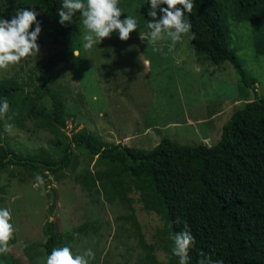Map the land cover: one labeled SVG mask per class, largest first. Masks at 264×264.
Listing matches in <instances>:
<instances>
[{
  "label": "trees",
  "instance_id": "trees-1",
  "mask_svg": "<svg viewBox=\"0 0 264 264\" xmlns=\"http://www.w3.org/2000/svg\"><path fill=\"white\" fill-rule=\"evenodd\" d=\"M140 3L137 13L143 18L145 33L147 0ZM59 6L60 0H0V16L5 18L17 8L39 10L45 25H41L37 42L49 47L48 54H40L31 65L33 57L24 58L21 71L29 72L25 74L27 80L17 73L0 78V97L9 101L7 115L19 126H26L28 118L33 130L47 133L45 141L49 147L40 144L28 150L25 144L17 147L20 142L0 136V173L10 169V179L19 175L21 180L32 181H36V173L48 177L38 187L45 189L49 198L46 211L52 214L58 195L49 186L50 176L59 181L65 169L74 172L73 182L79 183L80 191L75 189L86 202L97 205V211L103 213L105 205L115 206L118 212L111 247L116 249L114 240L127 231L125 240L118 242L130 251L126 252L128 255L119 253L123 260L117 264H177V258L171 255L169 233L180 230L183 221H187L195 236V246L189 252L190 264H196L201 252L213 260L222 259L224 264H264V98L251 99L246 94L243 104L224 121L218 139L211 144L180 143L166 134L154 135L146 144L135 137L107 140L104 133L76 125L68 133L65 122L73 114L65 109L68 105L60 84L53 85L54 74L68 59L71 70L75 67L77 72L76 59L69 58L73 49H67L63 41L80 30L76 17L71 25L59 24ZM188 16L195 33L190 39L192 50L215 65L229 62L238 76L239 89L252 87L254 80L237 56L239 49L231 46V22L247 23L255 53H264V0H195ZM55 46L57 49L52 51ZM143 129L137 135L146 138L150 128ZM42 131L38 132L39 137L45 135ZM68 206L74 209V217L83 216L86 221L58 230L54 220L46 219L41 227L44 239L38 243L41 249L26 238L23 245L15 247L25 250L29 259L34 260L37 255L43 261L52 248L66 243L74 252L91 247L95 257L89 264H114L117 256L111 261L100 258L99 245H105L110 222L102 224L73 196ZM140 212L153 215L158 222H145ZM69 216L72 218V213ZM91 216L95 217L90 219ZM176 217L181 218V223L174 222ZM134 248L139 249V254L130 256Z\"/></svg>",
  "mask_w": 264,
  "mask_h": 264
},
{
  "label": "rangeland",
  "instance_id": "rangeland-1",
  "mask_svg": "<svg viewBox=\"0 0 264 264\" xmlns=\"http://www.w3.org/2000/svg\"><path fill=\"white\" fill-rule=\"evenodd\" d=\"M123 1V4L119 3L124 11L121 15L136 16L139 23L138 29L133 30L127 40L121 41L113 33L110 37L103 38L99 45L83 49V26L76 17L80 32L69 35L63 41L67 49L79 50V55L71 54L69 57L71 60L76 59L77 72L75 67L71 70L73 67L68 59L67 64L54 74L53 85L60 84L66 97L65 104L68 105L65 109L73 114L65 122L68 133L76 125V128L86 126L92 131L104 133L107 140L135 137L146 144L150 137L166 134L180 143L211 144L218 139L224 121L243 104L241 100L246 98V94L251 99L264 98V53H255L252 31L247 23L231 22V46L239 49L237 56L247 74L254 80L251 83L255 88L248 86L241 91L233 66L229 62L215 65L204 55L198 56L192 50L187 35L171 50L168 49V40L158 41L155 45L146 42L148 38L143 33V18L137 13L139 3L144 0ZM42 18V13H39L37 19L41 25H45ZM154 47L163 48L164 54L153 51ZM56 49L57 46L53 47L52 51ZM73 50L71 52H74ZM47 52H49L47 45L39 46V52L33 57L30 65L38 61L41 55L48 54ZM145 58L148 61H145ZM21 64L0 70V78L17 73L27 80L25 74L29 72L25 70L24 74L21 71ZM25 119L26 126H19L14 119L13 121L8 119L7 113L0 117L1 138L7 141L14 139L20 142L17 143V147H23L22 144H25L28 150L38 148L40 144L49 147L45 141L47 133L33 130L29 119ZM8 123L13 125L12 128L5 127ZM147 126L150 130L147 131L146 138L137 135ZM155 130L161 134H156ZM39 131L45 135L39 137ZM143 133H146L144 129ZM13 169L17 171L18 168ZM9 171L10 169L0 173V185L3 189L0 190V206H7L11 210L16 231L8 241L10 245L8 256L5 254L4 257H0V264H8L7 262L43 264L41 256L36 255L34 260H31L25 250H18L15 246L23 245L22 241L26 238L30 244L36 243L38 250L41 249L38 243L44 239L41 227L47 219L49 198L45 194V189L38 187L40 183L32 181L31 178L21 180L19 175L10 179ZM74 175V172L65 169L59 181L50 176L49 186H52L58 195L55 209L51 214L55 217V226L58 230H64L86 221L83 216L78 219L74 217L72 212L74 209L68 206L72 196L75 197V200H78L83 208L89 211L88 213L101 220L102 224L106 225V220L110 222L111 231L105 245H99L100 258L102 261L107 257L111 261L113 256H117L118 259L113 262L117 264L123 260L119 253L128 255L126 252L130 251L124 243L118 242L125 240L127 231L125 236L114 240L117 243L116 249L111 247L114 245L113 239L117 231L114 218L118 212L115 206L110 208L105 205L103 213L97 211V205L92 206L86 202L75 189L78 187L79 190L80 185L73 182ZM43 178L45 183L48 177ZM32 190L36 192L32 193ZM69 213H72V218ZM81 214L83 215V210ZM95 216H91L90 219ZM139 216L151 224L158 222L156 217L144 212H140ZM146 226L150 225L147 223ZM130 243L134 246L132 242ZM131 254L137 256L139 249H132L129 255L133 256Z\"/></svg>",
  "mask_w": 264,
  "mask_h": 264
},
{
  "label": "clouds",
  "instance_id": "clouds-1",
  "mask_svg": "<svg viewBox=\"0 0 264 264\" xmlns=\"http://www.w3.org/2000/svg\"><path fill=\"white\" fill-rule=\"evenodd\" d=\"M120 0H60L56 9L58 22L62 26L71 25L74 17L79 18L83 26L82 47L91 49L101 43L105 37L113 33L121 40H127L133 30H137L139 23L136 16L124 15L119 6ZM195 0H147L148 7L144 9L146 22L144 24L146 42L156 44L158 41L168 40V49L175 47L178 41L187 35L189 39L195 37L191 31L192 23L188 16ZM38 11L34 8H17L10 18L0 16V70L19 65L26 57H36L39 52L38 37L41 32V22L37 19ZM150 17V19H148ZM75 50V49H74ZM153 51L164 54L161 47H154ZM79 55V50L72 52ZM9 112V101L0 97V117ZM11 120L12 116L9 115ZM6 124V128H12ZM37 183H44V178L35 174ZM50 215V216H49ZM49 222L55 219L48 214ZM175 223H181L176 217ZM16 227L13 223L12 212L7 206H0V255L10 251L8 241L12 239ZM172 241L171 255L177 258V264H190V249L195 246V236L190 231L187 221L178 231L169 233ZM95 257L91 247L82 252H74L70 244L54 247L47 253L43 264H89ZM196 264H224L222 259L213 260L209 255L201 252Z\"/></svg>",
  "mask_w": 264,
  "mask_h": 264
},
{
  "label": "crops",
  "instance_id": "crops-1",
  "mask_svg": "<svg viewBox=\"0 0 264 264\" xmlns=\"http://www.w3.org/2000/svg\"><path fill=\"white\" fill-rule=\"evenodd\" d=\"M74 51H75V50H74ZM144 60H145V61H148V59H147V58H145Z\"/></svg>",
  "mask_w": 264,
  "mask_h": 264
}]
</instances>
